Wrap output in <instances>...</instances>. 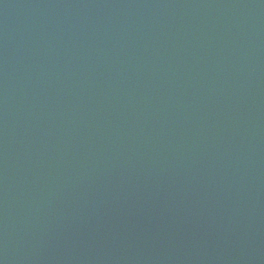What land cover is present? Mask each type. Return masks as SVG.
Masks as SVG:
<instances>
[{
	"label": "water",
	"instance_id": "95a60500",
	"mask_svg": "<svg viewBox=\"0 0 264 264\" xmlns=\"http://www.w3.org/2000/svg\"><path fill=\"white\" fill-rule=\"evenodd\" d=\"M0 264H264V0H0Z\"/></svg>",
	"mask_w": 264,
	"mask_h": 264
}]
</instances>
